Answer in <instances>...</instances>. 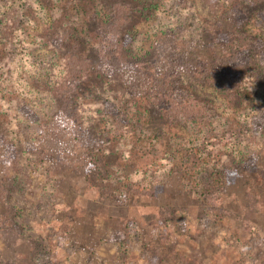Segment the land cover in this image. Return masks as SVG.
<instances>
[{"label":"rangeland","instance_id":"1","mask_svg":"<svg viewBox=\"0 0 264 264\" xmlns=\"http://www.w3.org/2000/svg\"><path fill=\"white\" fill-rule=\"evenodd\" d=\"M36 1L41 11L38 14L32 5L23 10L16 46L0 47V132L8 135L16 134L8 107H17L21 96L3 87L5 78L21 75L29 83L39 79L47 88L49 79H57L58 87H63L60 96H68L71 90L70 94H88L85 81L93 77L81 71L84 67L61 66L53 71L51 65L68 50L82 57L83 46L67 48L61 37L83 25L92 33L103 18L100 12L98 21L90 18L95 5L106 8L117 2L57 0L64 2L65 9L52 17L49 0ZM119 1L136 5L133 0ZM187 3L195 24L187 48L170 28L130 14V35L146 38L145 49L153 55L157 71L186 75L201 67L217 87H224L229 85L223 80L228 81L232 72L234 53L240 52L245 53L252 82L264 78L258 62L264 54V0ZM185 23L178 16V26L183 28ZM94 37L96 44L98 35ZM124 73L136 95L151 90L153 84L145 72L137 68ZM103 87L102 92L110 91ZM213 89L202 85L189 92L201 98L206 112L193 124L181 125L175 119L153 122L150 115L135 124L141 127L138 132L143 139L117 136L112 144L94 147L97 153L93 154L56 118L60 102L49 110L41 102L42 111L28 105L25 117L34 120L39 112L42 127L33 131L32 141L20 137L15 146H20V152L37 149L45 174L31 172V185L21 191L22 201L0 199V264H264L260 252L252 255L250 241L254 232L264 239V120L256 139L260 150L248 142L250 125L264 116V90L256 87L252 96L233 94L215 102L217 108L211 112ZM90 94L85 102L76 98L70 108L85 112L91 104L89 112H95L94 105L98 110ZM261 100L263 109L256 110ZM128 117L140 119L137 114ZM96 126L91 134L98 136ZM213 134L219 139H212ZM253 152L255 164L251 165L247 159ZM3 156L0 148V181L9 172L1 162ZM153 184L161 190L149 195L145 190ZM63 224L67 232L59 244L52 232Z\"/></svg>","mask_w":264,"mask_h":264},{"label":"trees","instance_id":"2","mask_svg":"<svg viewBox=\"0 0 264 264\" xmlns=\"http://www.w3.org/2000/svg\"><path fill=\"white\" fill-rule=\"evenodd\" d=\"M56 1L49 0V10L43 6V10H48V15L52 17H55L56 13L59 12L58 10H62V7L65 9L64 2ZM101 1L99 0L100 3ZM133 1L136 5H124L117 0L113 5L112 3L107 5L106 8H102L101 4L97 3L94 8L95 12L91 13L92 15L90 14V18L98 21L99 17L103 16L101 25L99 24L92 33L87 25H83L79 31L70 35L65 32V35L61 37L66 42L67 48L72 49V47L83 46L82 52H84V55L80 57L76 53L72 54L69 52L70 50L65 51L52 63L51 68L56 71L61 66H65L63 69L68 68V70L72 69V67L74 69L84 67L81 71L93 77V80L85 81L89 87L88 94L82 96H79L77 92L70 94L71 90L68 96H60L63 87H58L61 81L54 79V77L51 78L54 79L53 81L48 78L49 84H47L49 88L44 85L45 83L42 85L39 79L36 81L30 80L29 83L21 75L5 78L3 87L6 86L5 88L8 87V89L14 90L21 98L16 103L17 107L13 105L12 109L8 107V110L13 114L16 134L8 135L7 132H0V148H2L4 153L1 162L9 171L6 172V176L4 175L0 181L1 200L11 202L17 198L18 202L22 201L23 195L21 191L22 188L25 189L31 185V172L40 171L45 174L42 165L43 157L37 149L35 150L31 147L30 151L26 152L23 149L24 151L20 152V146H15V141H19L17 139H20V137L25 142L32 141L33 131L42 127V119L39 112L34 116V120H29L24 115L26 113L25 108L31 107L34 110L42 111L44 108L41 106V102H43L46 105V109L49 110L60 102L61 107L57 109V113L55 111L56 118L65 129L76 137L82 146H86V152L93 154L94 152L97 153L96 151L93 152L94 147L112 144L118 140L117 136H123L131 140L143 139L140 137L143 134L138 132V127H141L135 126V124L137 121L140 123L146 121L150 115L154 117L153 122L167 123V121L175 119L181 125H185L188 122L193 124L197 118L204 117L206 112L202 107V103L199 102L201 98H194L189 93L191 89L196 87L202 85L213 86L212 97L214 98V105L210 110L211 112L217 108L215 102L225 100L226 97L230 98L233 94L252 96L256 92V87H259L261 91L264 90V78H258L257 81L252 82L254 80L253 76L245 65L247 58L244 56L245 53L240 52L234 53L233 69L228 81L227 79L223 80L224 83L229 84V87H217L211 80L209 73L206 70L204 71L203 68L201 69V67H197L186 75H176V72L162 74L157 71L153 67V55L145 49L146 38L143 37L137 40L138 38L136 39L135 34L132 33L130 35L128 29L129 20L131 19L130 14L139 15L144 20L154 19L155 25L158 24L162 28H170V30H173L176 39L180 40L179 43L185 48L193 41L191 35L195 24L191 19L194 17L187 12L190 7L187 0H182L181 2L179 0H154V3H152V0ZM30 5L35 8L38 14L40 13L42 5L36 0H0L1 48L16 46L17 39H19V23H22L20 19L24 15L23 10ZM98 7L100 8L98 9ZM78 8L81 11L82 6L78 5ZM98 12L103 15L98 17ZM237 13L240 14V11ZM260 15L263 17L261 13ZM178 16L186 19L183 28L178 26ZM81 17L83 19V16ZM164 18L166 21H163ZM84 23L86 24L87 22ZM94 35H98L96 44L93 42V39H95ZM121 51L129 55L119 54ZM132 57H136V59L130 61L129 59ZM258 62L264 72V54L259 56ZM137 68L145 72L153 84L151 90L145 95H136L132 89L128 88L124 78L125 71ZM100 86H104V91L107 89L110 91L102 92ZM228 88L233 89L228 90ZM92 92L94 94H90ZM89 94L93 102H98V110L94 105L95 112H89L92 107L91 104L85 112H75V109L70 108L69 105L75 102L76 98H83L82 102H85ZM260 107L262 108V100L257 103L256 110H259ZM190 111L192 114L189 113ZM136 114L140 119L132 120L128 117ZM87 119L91 121L88 122ZM208 120H211L210 117ZM263 120L264 116L258 120L255 119L249 128L252 132L248 135V142L256 146L257 150H260L256 139L261 128L258 125ZM95 126L99 129L98 136L91 134V128ZM203 131L201 133L205 136L209 134L208 131ZM146 132L152 134L151 131L146 130ZM211 138L219 139V135L214 136L213 134ZM254 152L247 159L248 164H255ZM97 162L98 160H96ZM160 190L161 186L159 184H153L146 188L145 191L149 195H154ZM142 192L144 191L142 190ZM66 232L67 226L63 224L58 230L52 232V237H57L59 244H62L63 236ZM259 234L254 232L250 239L253 250L252 255L260 252L264 260V239Z\"/></svg>","mask_w":264,"mask_h":264}]
</instances>
